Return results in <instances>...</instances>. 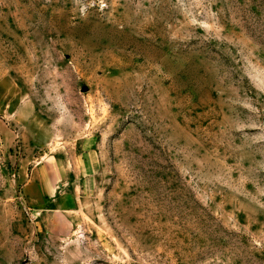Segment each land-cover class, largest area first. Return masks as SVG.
<instances>
[{"label": "rangeland", "instance_id": "1", "mask_svg": "<svg viewBox=\"0 0 264 264\" xmlns=\"http://www.w3.org/2000/svg\"><path fill=\"white\" fill-rule=\"evenodd\" d=\"M0 264H264V0H0Z\"/></svg>", "mask_w": 264, "mask_h": 264}]
</instances>
